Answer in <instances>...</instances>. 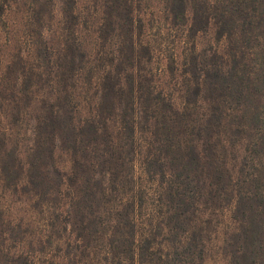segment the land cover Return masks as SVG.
<instances>
[{"label": "trees", "instance_id": "16d2710c", "mask_svg": "<svg viewBox=\"0 0 264 264\" xmlns=\"http://www.w3.org/2000/svg\"><path fill=\"white\" fill-rule=\"evenodd\" d=\"M157 1L0 0V264H264V0Z\"/></svg>", "mask_w": 264, "mask_h": 264}, {"label": "rangeland", "instance_id": "374dc122", "mask_svg": "<svg viewBox=\"0 0 264 264\" xmlns=\"http://www.w3.org/2000/svg\"><path fill=\"white\" fill-rule=\"evenodd\" d=\"M143 8L145 6L146 10H148V27L150 28V32L152 36H154L155 40H161L162 45L160 48H172L178 45L179 35L175 32L167 23L165 19L159 17L161 12L159 11V2L157 0H142ZM210 33L205 36H201V43L209 38ZM177 44V45H176ZM160 66H163V62H159ZM207 264H216L211 260L208 261ZM217 264H220L217 261Z\"/></svg>", "mask_w": 264, "mask_h": 264}]
</instances>
